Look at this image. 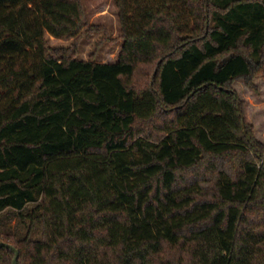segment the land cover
I'll use <instances>...</instances> for the list:
<instances>
[{"label": "trees", "instance_id": "trees-1", "mask_svg": "<svg viewBox=\"0 0 264 264\" xmlns=\"http://www.w3.org/2000/svg\"><path fill=\"white\" fill-rule=\"evenodd\" d=\"M114 2L107 63L48 45L88 27L81 0H0V241L18 264H264L233 87L260 94L264 0Z\"/></svg>", "mask_w": 264, "mask_h": 264}, {"label": "rangeland", "instance_id": "rangeland-1", "mask_svg": "<svg viewBox=\"0 0 264 264\" xmlns=\"http://www.w3.org/2000/svg\"><path fill=\"white\" fill-rule=\"evenodd\" d=\"M89 25L83 28L78 38L61 39L49 33L48 45L56 49H69V55L83 60L116 62L121 46L118 9L114 0H81ZM259 86L257 95L243 80L233 83L240 99L244 101L245 120L253 128L255 138L264 143V77H256ZM245 127V122H244Z\"/></svg>", "mask_w": 264, "mask_h": 264}, {"label": "water", "instance_id": "water-1", "mask_svg": "<svg viewBox=\"0 0 264 264\" xmlns=\"http://www.w3.org/2000/svg\"><path fill=\"white\" fill-rule=\"evenodd\" d=\"M0 247H8V248L12 249L15 253L13 260H12V264H18L19 250L16 247H14L10 243L2 242V241H0Z\"/></svg>", "mask_w": 264, "mask_h": 264}]
</instances>
